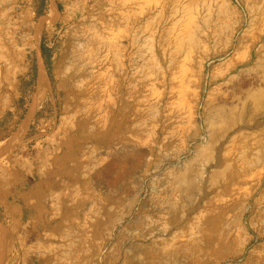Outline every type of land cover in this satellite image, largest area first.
Segmentation results:
<instances>
[{"label": "rangeland", "instance_id": "rangeland-1", "mask_svg": "<svg viewBox=\"0 0 264 264\" xmlns=\"http://www.w3.org/2000/svg\"><path fill=\"white\" fill-rule=\"evenodd\" d=\"M127 1L0 0L18 27L0 47V264H264V37L243 62L223 26L196 100L197 75L167 97L157 54L158 29L235 23L247 0ZM40 57L50 87L20 131Z\"/></svg>", "mask_w": 264, "mask_h": 264}, {"label": "bare ground", "instance_id": "bare-ground-1", "mask_svg": "<svg viewBox=\"0 0 264 264\" xmlns=\"http://www.w3.org/2000/svg\"><path fill=\"white\" fill-rule=\"evenodd\" d=\"M128 1L130 2V0ZM143 4H144V1H143ZM138 6H140V4H138ZM4 10H5V13L7 12V9H1L0 13ZM50 12H51L52 18H54L59 11L56 6H52ZM246 13H247V18L245 17L235 23H228L226 20V18L228 17H225L226 16L225 11L219 10L217 13L211 14V16L209 17V21L208 22L206 21L207 24L202 29L197 27L196 29H191L187 32L183 30L180 31L179 29V31H176L173 34V37L171 39L165 38V33L167 32L168 27L163 26L161 29L157 30V34H158L157 54L160 55L163 68H165L169 72L168 79H167L168 88H169L168 95H167L168 98H170L176 92V90H180L182 93V97L185 98L186 94L191 93V90H190L191 89L190 81L192 80L191 78L194 79L195 78L194 76L197 75L198 78L194 79L195 82H194V87H193L196 93L193 95L195 97V100L197 99V94L200 89V81H199L200 78L199 77L201 76V72L204 70V67L206 64L204 46L206 45L208 41L215 39L218 36V33L223 26H226L225 27L226 42H227L226 46L231 48L233 46V41L236 40V44H235L236 46L234 50L235 54L242 53L244 56L242 59L243 62H247L248 60L252 59L253 47H256L257 43H259V41H261L264 37V22L262 23V25H258L260 23V20L264 19V0H247ZM11 15L12 14L9 11H8V14L1 15L2 17L0 18V47H2V42H3L2 40L4 37L3 35L4 33L9 36L8 39L15 40L14 34L16 33L15 31L18 29V27L16 26L17 24L16 22H12ZM43 18L44 20L49 19V17H45V16H43ZM247 19H249V22H247ZM129 24L130 22L128 23V25ZM181 26L182 25H180V27ZM242 27H245V28L242 30V32H239L240 34L236 37V32L238 30H241ZM40 30H41V24L34 28V33L32 36H28L24 34L21 35L20 43L23 46H26V45H31L33 40H36L37 42L39 38ZM110 46L118 47L119 44L116 45V42L115 44H111V43L106 44V48H105L106 52H108V48ZM263 50H264V40L262 41V43L258 46L256 50V58L254 59V62L259 61L260 56L263 53ZM226 52H228L227 49L225 50V54ZM18 56L20 58L21 53H19ZM102 57H103V60L107 62L108 53H104V56ZM38 62H39L38 79H37L38 88H37L34 100L32 102L31 108L29 112L27 113L26 118L23 120L20 131H24L26 129L28 121L33 114L35 105L38 103L40 99H42L45 92L50 87L48 75H47V72L42 62L41 57L39 58ZM106 68L108 67L106 66ZM179 69L181 71L176 73V70H179ZM216 76L217 75L215 74L212 75V79H214ZM255 79H257V77L248 78L245 82H250ZM170 129H172V127H170ZM170 129H169V126H167V124H164V127L162 128L163 134L161 136L163 140L167 136V134L170 132ZM221 150L222 149L219 150L216 147H214L213 153L216 155L218 152L221 156ZM213 160L215 161L214 157H213Z\"/></svg>", "mask_w": 264, "mask_h": 264}, {"label": "trees", "instance_id": "trees-1", "mask_svg": "<svg viewBox=\"0 0 264 264\" xmlns=\"http://www.w3.org/2000/svg\"><path fill=\"white\" fill-rule=\"evenodd\" d=\"M45 57V64H46V67L48 69V73H49V62H48V58L46 56Z\"/></svg>", "mask_w": 264, "mask_h": 264}, {"label": "crops", "instance_id": "crops-1", "mask_svg": "<svg viewBox=\"0 0 264 264\" xmlns=\"http://www.w3.org/2000/svg\"><path fill=\"white\" fill-rule=\"evenodd\" d=\"M7 264V263H6ZM12 264H16V262H13Z\"/></svg>", "mask_w": 264, "mask_h": 264}]
</instances>
